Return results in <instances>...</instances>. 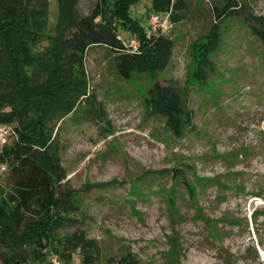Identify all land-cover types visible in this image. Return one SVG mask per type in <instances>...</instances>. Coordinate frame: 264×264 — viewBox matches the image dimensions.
<instances>
[{"label":"rangeland","instance_id":"374dc122","mask_svg":"<svg viewBox=\"0 0 264 264\" xmlns=\"http://www.w3.org/2000/svg\"><path fill=\"white\" fill-rule=\"evenodd\" d=\"M47 1L52 22L56 5ZM96 1L77 0L78 14ZM185 1L182 19L166 33L174 42L170 61L157 74L189 111L178 137L145 107L149 75L121 79L102 45L89 46L83 58L94 110L87 113L90 103L81 98L55 124L60 189L77 205L73 223L57 232L90 240L94 248L83 251L90 264L126 255L138 264H264L262 43L239 17L226 19L209 54L216 74L200 84L191 73L220 0ZM239 3L264 22V0ZM147 7L138 0L129 15L144 26ZM27 245L1 235L0 264L22 255L26 262L18 264H37Z\"/></svg>","mask_w":264,"mask_h":264},{"label":"trees","instance_id":"16d2710c","mask_svg":"<svg viewBox=\"0 0 264 264\" xmlns=\"http://www.w3.org/2000/svg\"><path fill=\"white\" fill-rule=\"evenodd\" d=\"M54 1L56 12L50 22L47 0H0V124L12 129L0 154L7 165L2 177L4 188L0 189V236L7 234L19 244H28L37 264L50 253H57L61 261L65 259L63 264H90L83 253L94 248L90 240L82 233L57 232L73 223L71 212L77 205L69 199V192L60 189L64 174L53 134L56 122L74 111L81 98L90 103L87 113L94 110L93 99L86 94V49L92 45L110 49L115 71L123 80L135 74L149 75L145 107L164 119L172 136L178 137L187 125L189 111L179 93L157 78L170 61L174 42L166 34L145 35L144 26L128 11L138 0H97L86 15L78 14L77 0ZM147 1L145 18L151 12H169L172 25L186 10L185 0ZM212 13L214 22L191 73L200 84L215 73L209 54L220 41L219 27L224 29L230 17H239L262 43L264 60L262 18L246 10L239 0H220V6L213 5ZM119 30L139 40V52L123 49ZM26 258L13 257L12 263H24ZM115 264L138 261L126 255Z\"/></svg>","mask_w":264,"mask_h":264},{"label":"built area","instance_id":"2783aa9c","mask_svg":"<svg viewBox=\"0 0 264 264\" xmlns=\"http://www.w3.org/2000/svg\"><path fill=\"white\" fill-rule=\"evenodd\" d=\"M172 23L170 21L169 12H151L144 21V33L148 36H156L166 34ZM123 49L129 53L139 52V40L133 35H127L121 39ZM12 136V129L9 125L0 124V154L4 145H6ZM7 170L6 162L0 159V180ZM48 264H63L57 253H50L48 256Z\"/></svg>","mask_w":264,"mask_h":264}]
</instances>
